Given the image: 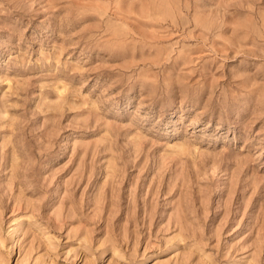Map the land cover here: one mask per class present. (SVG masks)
I'll return each mask as SVG.
<instances>
[{"label":"rangeland","instance_id":"374dc122","mask_svg":"<svg viewBox=\"0 0 264 264\" xmlns=\"http://www.w3.org/2000/svg\"><path fill=\"white\" fill-rule=\"evenodd\" d=\"M0 264H264V0H0Z\"/></svg>","mask_w":264,"mask_h":264}]
</instances>
